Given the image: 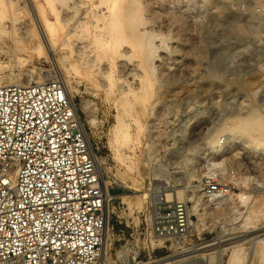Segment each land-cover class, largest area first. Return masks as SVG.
Instances as JSON below:
<instances>
[{
	"label": "rangeland",
	"instance_id": "374dc122",
	"mask_svg": "<svg viewBox=\"0 0 264 264\" xmlns=\"http://www.w3.org/2000/svg\"><path fill=\"white\" fill-rule=\"evenodd\" d=\"M141 1L146 6L145 29L154 34L144 52L138 51L128 37L119 46L120 50L127 48L123 51L125 57L116 56L110 46L89 56L74 47L79 35L69 38L66 46L63 37L56 36L51 53L62 66L58 69L52 58L40 56L34 49L40 32L34 5H43V14L51 21L57 14L62 17L77 12L89 16L94 11L108 16L115 11L123 20L129 0H0V21L6 28L0 32V42H4V46L0 44V60L6 64L0 75L4 81L23 80L30 71L34 73L32 82L40 74L65 78L88 127L112 195V264L127 263L128 254L122 252L125 246H133L135 251H141V245L151 249L150 244H141V237L129 239L130 233L138 235L141 222L149 214V196L144 207L137 208L143 193L159 191L169 199L188 201L195 229L186 240L187 248L212 241L220 230H235L247 217L250 206L264 203V143L258 144L248 131L233 129L256 115L264 121V0ZM22 34L30 38L27 51L20 49L22 42L16 41ZM10 47L23 53L27 59L24 64L18 65L13 59L6 49ZM89 57L93 62L88 61ZM119 119L130 125L122 127L130 132V140L123 137L122 129L118 130ZM139 124L143 126L140 129ZM220 159L224 160L225 170L215 177L235 188L227 201L210 205L205 203L208 195L204 177L209 175L213 161ZM244 192L252 196L246 204L242 202ZM198 200H202L199 212L193 208ZM257 218L255 225L261 229L256 234H262L264 216ZM175 245L168 242L151 257L142 252L136 262L174 257L183 250ZM227 260L228 256L225 264ZM254 260V264H260L259 258Z\"/></svg>",
	"mask_w": 264,
	"mask_h": 264
},
{
	"label": "built area",
	"instance_id": "2783aa9c",
	"mask_svg": "<svg viewBox=\"0 0 264 264\" xmlns=\"http://www.w3.org/2000/svg\"><path fill=\"white\" fill-rule=\"evenodd\" d=\"M97 157L62 79L0 85V264H97L112 199ZM203 184L208 196L235 188L209 175ZM147 204L129 239L151 249L141 245L135 261L168 242L183 248L194 234L188 201L154 191Z\"/></svg>",
	"mask_w": 264,
	"mask_h": 264
},
{
	"label": "bare ground",
	"instance_id": "6f19581e",
	"mask_svg": "<svg viewBox=\"0 0 264 264\" xmlns=\"http://www.w3.org/2000/svg\"><path fill=\"white\" fill-rule=\"evenodd\" d=\"M9 3L13 4V2H9ZM77 3L78 2H76V4ZM82 4H83V2H82ZM77 5H79V4H77ZM84 5H85V3H84ZM10 6L12 7V5H10ZM42 6L37 7L34 5V14H35L34 18H35L36 23L38 24V27L40 28L39 41L34 46V49L38 52L37 54H39L40 56L46 55L48 58H52L54 60V64H56L58 69L61 68L62 66H60L59 61H57V60L55 61V59L51 53V50H53V47L56 45L55 43H57L56 42V36L57 37L62 36L63 37V45L66 46L69 43V38H71L73 36L77 37V35H79L78 37H81V38H79L78 40H76L74 38L76 40L74 47L76 48V51L78 50L77 52H81V51L83 53L86 52L90 56L94 52L100 54L101 49L107 48V47L109 48V46H110V49H111L110 51H112V53L116 54V56H121V58L123 55V51L125 50L126 47L124 46L125 47L124 50H122V49L120 50L119 46H121L124 42H126L128 37H130L131 40L135 43L137 50L141 51V52L145 51L147 45H149V43L152 41V39L154 37V34L152 31L147 32V30H146L147 28L145 29V26H146L145 24L148 22V20H146V18L144 17L143 10L146 8V6L144 5V3L141 0H129V4L127 3V6H125L126 9L124 10L122 8V10L125 11V12L124 11L123 12L126 15V18L123 20H122V18H120L119 14H117V13L115 14V11H113V14L111 16L106 15V13H98V12L94 11V12H92L93 14H91L89 16H87L86 13H85L86 15H84V16H82L81 14L79 16V15H77V12H75L73 14L72 13L71 14L65 13L64 16H62V17L58 16V14H57L58 11H57L55 13V14H57L56 20L51 21L45 14H43L42 8L44 6L43 7ZM62 10H64V9H62ZM88 12H90V11L88 10L87 13ZM145 12H146V10H145ZM1 14H3V13H1ZM2 30L5 31L6 28H5L4 24L2 23V21H0V32H2ZM149 32H151L152 34H150ZM23 33H24V31H23ZM28 33H31V32H28ZM32 35H34L33 32H32ZM28 36H30V34H28ZM29 39L25 38V36H23V34H22V38L16 40L17 42L20 41L23 43L22 48H20V49L25 50V51L28 50L29 45H30ZM57 40H58V38H57ZM72 40H73V38H72ZM72 42H74V41H72ZM0 44L3 45L4 42H0ZM70 44L73 45L74 43H70ZM131 44H132V42H131ZM72 45H70V46H72ZM16 47H18V46L16 45ZM133 47H135V46H133ZM3 49H4V47H3ZM6 49H8L10 51L11 56L13 57V59L16 60L18 65L24 64L25 61L27 60L23 56V53L16 51V49H13L12 47L6 48ZM73 50H75V49H73ZM107 52H109V51H107ZM106 55H107V53H106ZM123 56L125 57V55H123ZM96 57H98V55ZM109 57H111V55ZM146 57L148 58V56H146ZM61 58L62 57H60V59ZM63 60H61V61H63ZM88 61L90 63L93 62V58L89 57ZM146 63H148V61ZM121 64H123V63H121ZM5 65H4V62L2 60H0V70ZM61 65H63V64H61ZM69 65L73 66L72 64H69ZM151 67H152V64H151ZM121 68H122V65H121ZM124 68H126V67H124ZM106 71H107V68H106ZM106 71H104V72H106ZM153 72H154V70H153ZM38 74H40V73H38ZM16 75H18V74H16ZM27 75L28 76L25 77V79L20 80L18 78L17 81H11V83H9V84L31 83L33 80V77H34L33 71H30L29 74L27 72ZM40 75L37 76V79L35 78L36 82H41L45 79V76H40ZM142 76H144V75H142ZM102 78H103V76H102ZM149 80H150V78H149ZM62 81L64 82V84L66 86V89H67L69 96L73 98L74 95L72 94L71 89H69V87H68L69 85L67 84L68 80L63 78ZM108 81H109V79H108ZM4 83H6L4 81V77L0 75V85L4 84ZM73 84H74V82H73ZM128 92H130V91H128ZM140 96H141V94H140ZM146 96H148V95H146ZM126 104H127V102H126ZM254 114L256 115V113H254ZM121 116H122V114H121ZM252 116H253V114H252ZM246 117H248V116H246ZM254 117L255 118H253L252 120H248V119L243 120L242 119L243 121L239 122L233 129L248 131L249 135H252L253 136L252 138L254 140H256V142L258 144L263 145V143H264V121L258 115L254 116ZM118 118L119 117H117V119ZM122 118H123V116H122ZM132 118H134L133 115H132ZM248 118H250V117H248ZM92 121H94V119ZM139 121L140 120L138 119V122ZM125 123H124L123 119H119L117 128H118V130L122 129L123 130V132H122L123 137L129 138V140H130V138H131V137H129L130 132L123 129L124 127H127V125H129V124L126 125ZM136 127H138V126H136ZM140 127H143V126H140V124H139V129H140ZM138 133H139V131H138ZM119 135H121V134H119ZM133 138H134V136H133ZM118 139H119V137H118ZM121 140L123 141V139H121ZM221 145L222 144H220V146ZM120 156H121V153H120ZM118 158H120V157H118ZM97 163L99 166L101 165V158L97 157ZM128 163H130V162H128ZM131 164H132V162H131ZM128 167H130V166H128ZM223 170H225L224 160L220 159V161L219 160L213 161L212 165L209 167L208 173H209V176L215 177V175L218 171H223ZM156 177H157V175H156ZM103 181H104L105 185L107 186L104 176H103ZM237 194L239 195L240 193H237ZM148 196H149L148 193H143L142 196L140 198H138V206H137L138 209H141L142 207H144L145 198H147ZM168 196H169V194H168ZM228 199H229L228 195H209L207 200H205V203H208L210 205L211 204H221V202H223L225 200L227 201ZM201 202H202V200H198L196 202V204L193 206L194 211L196 210L199 212L200 206H202ZM242 202L244 204H246V200H243ZM253 205L250 206V209L247 213V217L243 220L242 224L238 225L235 228V230H233V231L229 230V229H225L222 231L220 230L219 235L216 238H214L212 241L206 242L204 244L197 245V246L195 245L194 247H191V248L190 247L187 248L188 246L185 247V244H182L181 247H183V250L179 254H177L176 256L166 257V258L159 259L156 261L147 262L145 264H153V263H158L160 261H164V263H162V264H225V257L226 256H228V258H229V261L227 260L228 264H254L253 260L255 257L260 259V264H264V237H263L264 233L256 234V232L258 230H260L261 228H259V227L257 228V226L255 225L256 224L255 219L259 216H264V203H262V205H256V206H253ZM109 212L111 213V204L110 203H109ZM190 212H191V209H190ZM238 212L241 213L240 211H238ZM242 218H244V217H242ZM193 225H194V222H193ZM194 228H195V226H194ZM112 236H113V234H112L111 227L109 224L108 227L106 228V231H105V238H104L102 247L100 249V257H99L97 264H112L111 260L109 258V256H110L109 255V249L111 246ZM160 244H164V242L162 240H160ZM132 248H133V246H132ZM132 248H130L129 246H125V248L123 249L124 251H122V252H125L126 254H128L130 256V258H129L130 261L128 264H141V263L136 262L134 260V256H135L136 251ZM129 252H131V253H129Z\"/></svg>",
	"mask_w": 264,
	"mask_h": 264
}]
</instances>
